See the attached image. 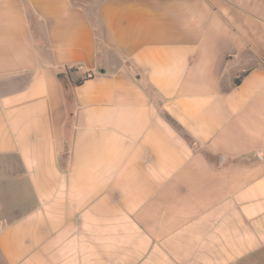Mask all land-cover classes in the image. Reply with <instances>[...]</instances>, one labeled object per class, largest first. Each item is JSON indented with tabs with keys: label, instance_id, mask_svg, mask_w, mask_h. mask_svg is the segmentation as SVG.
Returning a JSON list of instances; mask_svg holds the SVG:
<instances>
[{
	"label": "crops",
	"instance_id": "0c3cea01",
	"mask_svg": "<svg viewBox=\"0 0 264 264\" xmlns=\"http://www.w3.org/2000/svg\"><path fill=\"white\" fill-rule=\"evenodd\" d=\"M0 264H264V0H0Z\"/></svg>",
	"mask_w": 264,
	"mask_h": 264
},
{
	"label": "trees",
	"instance_id": "16d2710c",
	"mask_svg": "<svg viewBox=\"0 0 264 264\" xmlns=\"http://www.w3.org/2000/svg\"><path fill=\"white\" fill-rule=\"evenodd\" d=\"M72 68H73V67H72ZM239 79H240V77L236 78V82H238V81H239ZM79 80H81V79H79Z\"/></svg>",
	"mask_w": 264,
	"mask_h": 264
}]
</instances>
